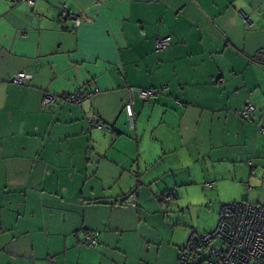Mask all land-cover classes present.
Listing matches in <instances>:
<instances>
[{
  "label": "crops",
  "instance_id": "obj_1",
  "mask_svg": "<svg viewBox=\"0 0 264 264\" xmlns=\"http://www.w3.org/2000/svg\"><path fill=\"white\" fill-rule=\"evenodd\" d=\"M77 90L81 105L42 103ZM258 121L264 0H0V264H177L188 228L211 230L222 204H264Z\"/></svg>",
  "mask_w": 264,
  "mask_h": 264
},
{
  "label": "built area",
  "instance_id": "obj_2",
  "mask_svg": "<svg viewBox=\"0 0 264 264\" xmlns=\"http://www.w3.org/2000/svg\"><path fill=\"white\" fill-rule=\"evenodd\" d=\"M21 1V0H12ZM28 4H33L35 0H23ZM244 21L249 28L254 26L250 15L243 9L239 10ZM61 18H68L75 24L79 23V16L68 10L65 5L60 9ZM171 36L165 35L156 38L155 49L161 51L170 45ZM31 77L30 72L20 71L16 73L12 80L17 83H25ZM130 96L136 95L144 101H148L156 95L157 91L153 88H142L131 86L128 88ZM90 92L80 90L56 95L47 92L44 94L42 103L48 104L65 99L76 105L89 97ZM124 109L130 125L134 118L132 100H128ZM254 111V105L246 100L245 103L236 111V114L246 120ZM87 121L98 129L107 128L99 119L86 117ZM258 132L264 133V124L257 122ZM251 164V160H248ZM174 189L160 194L157 198L166 202L171 199ZM134 201V200H132ZM82 242L88 246L96 244V237L92 233H85ZM45 264H55L52 257H47ZM177 264H264V204L251 203L248 201H236L222 204L219 209L216 225L207 232H198L191 228L184 246L179 253Z\"/></svg>",
  "mask_w": 264,
  "mask_h": 264
},
{
  "label": "rangeland",
  "instance_id": "obj_3",
  "mask_svg": "<svg viewBox=\"0 0 264 264\" xmlns=\"http://www.w3.org/2000/svg\"><path fill=\"white\" fill-rule=\"evenodd\" d=\"M173 197V196H172ZM172 199V198H171ZM170 199V200H171ZM170 200H168V201H170ZM168 201H166V202H168ZM169 206H172V204H171V201H170V203H169ZM190 212H191V216H192V218H193V220L195 221V223H196V220H197V214H196V212H198V209H200L199 208V206H197V205H192V206H190ZM178 210L179 209H175V208H171V215H177V212H178ZM208 210H209V212H211V211H213V212H215V214H216V216H217V212L214 210V208L212 207V206H210L209 208H208ZM177 211V212H176ZM184 214H185V211H184ZM170 215V214H169ZM210 215H212L210 218L211 219H208V222H211L212 220H213V213L211 212V214ZM216 220H218V218L216 219ZM216 223H217V221H215V225H216ZM214 225V226H215ZM195 226H196V224H195ZM195 226H191V227H189L188 228V232H187V235H186V238H185V241H186V239H187V237H188V235H189V232H190V230H191V228H195ZM196 229V228H195ZM212 229V228H211ZM197 230V229H196ZM198 231V230H197ZM198 232H200V231H198ZM200 233H202V232H200Z\"/></svg>",
  "mask_w": 264,
  "mask_h": 264
},
{
  "label": "trees",
  "instance_id": "obj_4",
  "mask_svg": "<svg viewBox=\"0 0 264 264\" xmlns=\"http://www.w3.org/2000/svg\"><path fill=\"white\" fill-rule=\"evenodd\" d=\"M60 9H61V8H60ZM59 18H60V20H65V19H68V18H64V19H63V18H61V16H60V11H59ZM26 72H28V71H26ZM17 73H18V72H17ZM14 75H15V74H14ZM14 75H13V76H14ZM13 76H12V77H13ZM12 77H11V81H12V82H14V81L12 80ZM26 81H27V80H26ZM15 83H17V82H15ZM25 83H26V82H25ZM25 83H18V84H25ZM157 93H158V92H157ZM157 93H156V94H157ZM154 96H155V95H154ZM151 98H152V97H151ZM127 118H128V117H127ZM129 126H131V127H133V126H134V118H133L132 125H130V123H129ZM168 190H169V189H167V190H166V191H164V192L166 193V192H168ZM164 192H162V193H164ZM162 193H161V194H162ZM158 195H160V194H158ZM234 202H236V201H234ZM165 203H166V202H165ZM181 250H182V249H181ZM178 256H179V255H178ZM177 263H178V261H177Z\"/></svg>",
  "mask_w": 264,
  "mask_h": 264
}]
</instances>
